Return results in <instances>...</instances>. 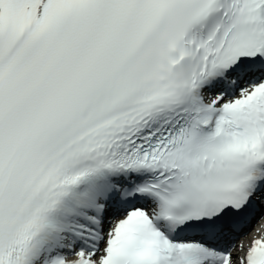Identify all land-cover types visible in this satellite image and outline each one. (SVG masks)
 <instances>
[{
    "label": "snow or ice",
    "instance_id": "snow-or-ice-1",
    "mask_svg": "<svg viewBox=\"0 0 264 264\" xmlns=\"http://www.w3.org/2000/svg\"><path fill=\"white\" fill-rule=\"evenodd\" d=\"M0 264H264V0H0Z\"/></svg>",
    "mask_w": 264,
    "mask_h": 264
}]
</instances>
